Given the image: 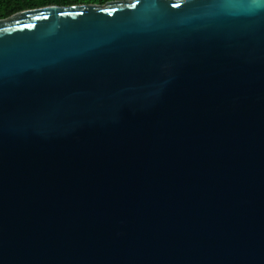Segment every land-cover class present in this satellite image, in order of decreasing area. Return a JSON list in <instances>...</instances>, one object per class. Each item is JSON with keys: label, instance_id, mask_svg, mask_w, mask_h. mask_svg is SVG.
Instances as JSON below:
<instances>
[{"label": "water", "instance_id": "95a60500", "mask_svg": "<svg viewBox=\"0 0 264 264\" xmlns=\"http://www.w3.org/2000/svg\"><path fill=\"white\" fill-rule=\"evenodd\" d=\"M0 264H264V0L0 20Z\"/></svg>", "mask_w": 264, "mask_h": 264}, {"label": "trees", "instance_id": "16d2710c", "mask_svg": "<svg viewBox=\"0 0 264 264\" xmlns=\"http://www.w3.org/2000/svg\"><path fill=\"white\" fill-rule=\"evenodd\" d=\"M130 0H0V20L8 19L23 11L35 10L50 6L73 7L80 5L105 6L110 2Z\"/></svg>", "mask_w": 264, "mask_h": 264}]
</instances>
